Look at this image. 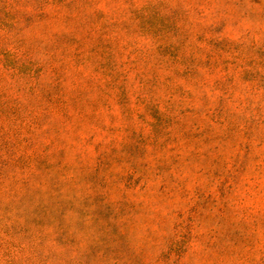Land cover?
<instances>
[{
    "label": "rangeland",
    "instance_id": "obj_1",
    "mask_svg": "<svg viewBox=\"0 0 264 264\" xmlns=\"http://www.w3.org/2000/svg\"><path fill=\"white\" fill-rule=\"evenodd\" d=\"M0 264H264V0H0Z\"/></svg>",
    "mask_w": 264,
    "mask_h": 264
}]
</instances>
